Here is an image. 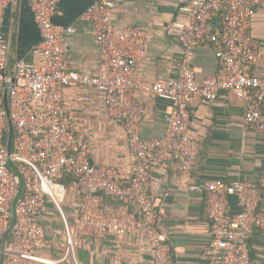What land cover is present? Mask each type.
I'll return each instance as SVG.
<instances>
[{
    "label": "built area",
    "instance_id": "obj_1",
    "mask_svg": "<svg viewBox=\"0 0 264 264\" xmlns=\"http://www.w3.org/2000/svg\"><path fill=\"white\" fill-rule=\"evenodd\" d=\"M13 2L0 0V264H83L79 250L101 262L102 254L88 242L110 237L115 264L132 240L138 252L149 253L152 264H173L168 214L152 194L169 176L178 188L205 201L207 264H260L251 255L250 242L256 230L264 229L259 211L264 174L257 182L196 181L203 144L190 130V110L221 93L238 92L250 107V130L264 135V74L255 70L264 42L252 32L264 0L187 2L180 8L185 21L173 23L182 49L177 75L153 81L145 78L155 37L152 25L117 23L118 0H93L81 16L92 26L99 50L96 75L70 68L67 40L77 29L53 23L60 0H28L41 41L13 60L3 33L4 14ZM202 46L220 49L219 67L214 76L198 79L194 57ZM76 87L100 92L114 127L109 135L95 139L82 129L91 122L75 117L74 100L64 96ZM142 95L170 103L159 137L140 134L148 117ZM101 144L107 156L103 164L95 160L105 149ZM48 249H56L57 257L48 255Z\"/></svg>",
    "mask_w": 264,
    "mask_h": 264
},
{
    "label": "crops",
    "instance_id": "obj_2",
    "mask_svg": "<svg viewBox=\"0 0 264 264\" xmlns=\"http://www.w3.org/2000/svg\"><path fill=\"white\" fill-rule=\"evenodd\" d=\"M191 0H118L117 20L123 25L147 26L151 23L154 42L150 49V60L145 71L147 80L164 77L175 78L182 57L178 41L179 30L174 22H184L180 8ZM93 0H60V15L53 23L73 26L77 32L68 38L70 68L91 75L98 73L99 50L94 42L92 26L81 20V16ZM254 38L264 42V8L253 18ZM13 60L22 58L41 41L28 0H14L6 9L3 25ZM218 47H199L195 51L196 77L202 79L217 74L219 67ZM258 75L264 74L263 57L256 67ZM67 99L75 102L74 116L89 120L91 127L83 125L95 139L109 135L114 127L107 116L101 94L93 88L76 87L64 91ZM148 110L140 134L142 138L159 137L165 131L170 113V103L154 96L142 95ZM250 107L238 92L221 93L210 103L194 106L190 110V130L200 137L203 151L194 172L196 181H252L257 182L264 174V135L250 130L247 115ZM97 142V141H96ZM102 145V144H101ZM103 149L104 145L101 146ZM99 152L96 162L105 163L107 156ZM152 194L168 214L167 230L173 264H207L210 244V222L204 214L205 201L202 196L178 188L173 176L164 178L160 185L152 188ZM165 194H168L166 197ZM235 205V201L232 200ZM259 211L264 215V194ZM93 251L102 254L101 262L88 258L85 250L78 254L83 264H115L116 247L113 238L88 242ZM251 255L264 264V229H258L250 242ZM57 257L58 252L47 250ZM119 264H152L149 253L141 254L135 241H126Z\"/></svg>",
    "mask_w": 264,
    "mask_h": 264
},
{
    "label": "water",
    "instance_id": "obj_3",
    "mask_svg": "<svg viewBox=\"0 0 264 264\" xmlns=\"http://www.w3.org/2000/svg\"><path fill=\"white\" fill-rule=\"evenodd\" d=\"M3 97H4V105H5V108H6V112H7V115H9L7 91L4 92ZM8 125H9V132H8L7 143H8L9 151H11L12 140H13V125H12L10 119H9V116H8Z\"/></svg>",
    "mask_w": 264,
    "mask_h": 264
},
{
    "label": "rangeland",
    "instance_id": "obj_4",
    "mask_svg": "<svg viewBox=\"0 0 264 264\" xmlns=\"http://www.w3.org/2000/svg\"><path fill=\"white\" fill-rule=\"evenodd\" d=\"M47 217H51L52 219H57V215L55 213H48ZM57 228H62V225L58 223Z\"/></svg>",
    "mask_w": 264,
    "mask_h": 264
}]
</instances>
